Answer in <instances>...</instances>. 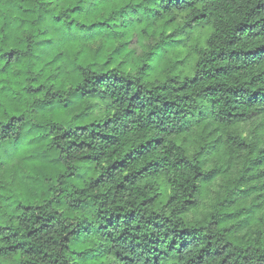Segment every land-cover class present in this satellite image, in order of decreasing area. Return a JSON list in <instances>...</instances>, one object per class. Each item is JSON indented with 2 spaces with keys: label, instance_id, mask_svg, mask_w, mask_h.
Wrapping results in <instances>:
<instances>
[{
  "label": "trees",
  "instance_id": "16d2710c",
  "mask_svg": "<svg viewBox=\"0 0 264 264\" xmlns=\"http://www.w3.org/2000/svg\"><path fill=\"white\" fill-rule=\"evenodd\" d=\"M9 2L0 0V87L15 91L23 80L26 93L44 97L38 130L45 135L30 144L21 169L5 168L0 161V243L5 245L0 253L18 254L17 264H68L66 253L77 258L74 264H98L101 253L89 238L118 232L116 259L108 264H167L173 253L189 248H199L197 264H226L237 251L241 264H264V123L250 137L236 131L264 112V72L245 75L255 57L264 54V0H255L250 9L253 22L223 35L212 31L218 9H198V0H159L149 19L181 39L159 72L144 66L143 83L114 79L117 71L136 70L131 64L113 67L106 52L114 41L62 40L57 26L76 23L79 3L16 0L6 15L3 7ZM113 2L123 5L120 13L128 9L127 0ZM139 7L131 9L135 23L142 22L135 15ZM180 19L183 27L177 26ZM193 22L203 33L193 30L185 37ZM201 43L209 49L197 51ZM100 63L107 69L92 75L93 88L115 85L100 98L111 106L126 105L129 117L144 114V120L126 127L124 135L134 137L127 142L112 131L115 117L102 123L91 119L84 105L95 95L79 111L67 103L47 107L53 87L77 85L88 79L82 70ZM13 64L19 67L9 79ZM39 65V73L31 75ZM37 77L59 84L37 87ZM4 114L10 118L7 124L0 119V134L7 136L25 115L23 106L13 109L0 95ZM46 125L59 133L50 141ZM75 152L84 155L76 157L79 163L67 164ZM105 159L111 162L101 168Z\"/></svg>",
  "mask_w": 264,
  "mask_h": 264
},
{
  "label": "clouds",
  "instance_id": "9594fccd",
  "mask_svg": "<svg viewBox=\"0 0 264 264\" xmlns=\"http://www.w3.org/2000/svg\"><path fill=\"white\" fill-rule=\"evenodd\" d=\"M128 9L125 13H120L119 8L123 7L122 4L114 3L113 0H73V3H79L81 8L79 14L74 17L76 23L71 26L65 25L60 28V35L63 41H73L80 40L84 42L92 43L97 45L105 42L106 40L114 41L106 52V57L111 56L114 61L113 67H125L127 65H134L135 71L121 73L117 71L116 77L119 78L123 83H127L128 80H132L137 83H143L142 77L146 75L144 66L147 65L152 72H159L161 70V64L163 58L168 53L171 47L175 46V42L181 37L179 34L176 37L168 36V32L171 29H164L160 22L153 23L151 9L157 7L159 0H127ZM16 0L6 3L3 7L4 13L7 15L15 8ZM255 0H198L196 7L198 9H204L207 7L209 11L213 9H218L213 19V23L216 25V29L212 31L219 30L220 34H224L225 30H233L237 25L242 22L251 23L253 22L252 17L249 15L250 9L254 6ZM137 4L140 7L136 11V16L142 18V22L135 23L134 16L131 11ZM109 9H115L116 11L110 12ZM192 10H189L191 12ZM194 14V13H193ZM172 15H179L183 17L187 13L177 14L173 12ZM111 17V18H109ZM167 18V17H165ZM191 15H188V19L191 20ZM259 19V17H256ZM97 21H105L103 24L96 23ZM264 23V20L261 21ZM184 21L180 19L177 26L183 27ZM147 29V31H144ZM195 30L197 34L203 33V28L196 22L193 25H189L185 29V37L189 36L190 33ZM163 32V35H161ZM2 35V34H0ZM247 35V33H245ZM103 37L105 40H101ZM172 41V44H169ZM264 43V39L260 40ZM254 41L249 40L247 46L252 47ZM209 44L201 43L197 51L200 48L205 50L209 49ZM210 54V53H209ZM121 61L123 63L121 64ZM47 61H45L46 63ZM25 65L28 64V60L22 61ZM61 63H64L61 61ZM254 67L246 68L245 75L255 74L256 72H264V54L257 55L254 60ZM0 67H2V62H0ZM19 67L17 64H13L7 70L8 78H11L13 72ZM43 65L37 66L31 75L36 76L39 73L40 68ZM73 67H75L73 65ZM107 69V65L102 63L93 66H88L84 72V76L71 88L60 85V88L53 87L52 92L48 93V99L53 101L51 105L47 107L54 110L55 107H62L65 103L69 105V108L73 106L80 110L82 102L86 100L89 95H95V100H87V104L84 106L88 107V114L91 119L97 122L103 121L105 117H115L114 120L115 127L112 129L114 135L121 136L124 135L125 129L133 127V121H142L145 119L143 113H133L131 117L125 112L126 105L111 106V102L107 99H101L100 97L109 95L111 90L115 89V85L109 82L107 89L103 87L102 84L96 85L93 88L92 75L97 71H103ZM7 83L8 80L6 79ZM44 83L49 86L57 85L59 82L57 80H48L46 77L40 79L37 77L35 86ZM15 87V86H13ZM25 83L21 80L20 85L15 91L12 88L0 87V95L7 97L8 105L16 109L23 106V112L25 115V120L15 124L12 131L7 135L0 134V161H5V168L14 167L16 169L22 168L23 156L28 151L30 144H35L39 139L44 137L45 130H38L40 121L41 105L44 97L37 95L35 93H26L24 91ZM46 91V90H45ZM52 93H57L53 96ZM197 103L208 104L207 100H197ZM7 107V106H5ZM260 107L264 108V105ZM35 109V111H33ZM9 116L4 114L0 116L4 124H7ZM264 120V116L260 117ZM73 126H75V121H73ZM3 125H0L2 128ZM46 130L48 134L49 141L53 136H58L59 133L52 130L50 126L46 125ZM134 137L129 133L124 135L125 142L133 139ZM84 155L83 152L73 153V158L67 160V164H76L79 161L76 157ZM110 159L101 160L100 167H107L110 163ZM86 166H81L80 170L84 171ZM96 173H92L95 175ZM119 233L116 232L112 234L111 238L104 237L103 239L90 237L92 241L91 247L101 253L100 260L98 264H108V261L115 260V250L119 247L113 246V240L115 236ZM85 245H88V241H82ZM223 243V241H221ZM0 247H5L3 243H0ZM199 248H189L180 250L178 253H173L168 259L167 264H197ZM70 253L65 254V258L68 259V264H74L77 260L75 256L69 258ZM21 257L15 253H0V264H17ZM23 259H31V257H23ZM242 257L239 251L235 252L234 255L229 257V261L226 264H241ZM141 264L143 261L141 260ZM216 264H219L217 261Z\"/></svg>",
  "mask_w": 264,
  "mask_h": 264
},
{
  "label": "rangeland",
  "instance_id": "374dc122",
  "mask_svg": "<svg viewBox=\"0 0 264 264\" xmlns=\"http://www.w3.org/2000/svg\"><path fill=\"white\" fill-rule=\"evenodd\" d=\"M255 115L242 123L236 131L248 137L252 136L255 131H258L261 127V123H264V120L260 119V117L264 116V112L258 113L256 116Z\"/></svg>",
  "mask_w": 264,
  "mask_h": 264
}]
</instances>
